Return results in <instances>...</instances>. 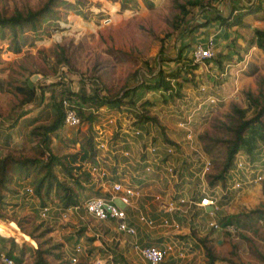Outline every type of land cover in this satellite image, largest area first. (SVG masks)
Returning a JSON list of instances; mask_svg holds the SVG:
<instances>
[{"label": "rangeland", "instance_id": "1", "mask_svg": "<svg viewBox=\"0 0 264 264\" xmlns=\"http://www.w3.org/2000/svg\"><path fill=\"white\" fill-rule=\"evenodd\" d=\"M45 1L0 0V13L11 14L15 7L25 5L39 8ZM66 1L68 4H62L58 8L56 18L44 23L35 43L24 46L20 52L16 53L11 50L10 41L0 35V79H6L3 80L4 84L0 88V116L5 119L0 122V126L3 125L2 129L9 130L12 124L16 123H13L14 117L20 119L24 114H29L20 122L18 119L19 123L15 125L14 133H20V140H18L20 146H16L18 144L13 138L10 142L12 148L27 157L46 159L47 154L41 146L39 137L32 136L30 132L37 125L52 122L54 114L52 116L51 112L54 98L60 101L62 95L67 96L69 92H72L71 95L78 99L79 110L85 123L76 128L63 125L52 133L51 150L60 157L76 155L81 147L79 142L86 143L93 135L97 124L108 131L115 130V127L119 125V122L116 125L106 124L107 113H93L88 107L94 106L97 111L101 106L91 102L83 105L81 94L93 95L96 92L100 97L118 98L130 89H137L131 93V99L138 101L124 103L118 107L107 106L127 112L128 117L131 114L135 115L137 123H145L148 130H153L159 140L186 145L183 132L177 126L175 116L179 105L177 99L187 96L189 88L202 82L195 74H188L190 69L188 63L191 62L192 50L202 42L200 41V30L196 24L203 16L205 18L207 8H215L216 0ZM188 1H202V4L193 7L188 4ZM182 5L187 6L189 14L183 13ZM191 47L193 49L190 51ZM184 48L187 51L183 55L187 59L177 61L181 49ZM185 63L188 64V68H184ZM63 65L67 70L60 74ZM160 67H163L167 73L173 69H179L181 72L178 78H168L172 88L176 89L173 93L171 92L169 99L161 96L160 91L147 90L144 86L151 83L152 77L158 73ZM256 77L257 82L254 78L255 90H252V82L249 86L242 84L236 96L229 102L223 103L207 121H201L203 122L202 127L196 138L203 149L206 143L227 137L229 127L236 115V107L244 110L246 118L253 117L257 106L250 99V95L259 98L264 90L263 86L261 88L257 86L258 83H262L264 76L256 75ZM209 81L213 83L215 92L221 90L223 84L231 86L214 76ZM180 84L183 87L180 88ZM27 85L36 87L37 90L39 85L45 87L46 101L41 107L38 106L40 105L38 100L32 102V110L30 106L28 109L19 107L24 93L18 90V87ZM140 94L143 97L138 99ZM24 132L28 134L26 137H22ZM1 144L3 146L2 141ZM220 153L221 150L216 148L214 155L218 156ZM211 155L208 153L213 161L214 158ZM111 170L114 171L113 168ZM76 171L74 170L73 173L83 177L81 178L83 188L80 192L82 196L91 197L103 194L102 188L95 190L96 185L94 187L89 185L93 181L86 169ZM56 172L61 180L71 181L61 168H56ZM38 175L39 172L35 170L28 178L34 184ZM84 177L89 179L85 180ZM22 178L23 182L26 177ZM194 183L197 187L198 182L194 180ZM22 185L18 186L21 188ZM256 193H259L258 196L255 195L256 200L259 199L257 202L246 203L244 200L241 202L242 196L240 202L234 204L232 209H224L218 213L217 217L215 216L218 221L231 220L239 228L236 234L225 232L215 234L214 231H211V234L208 233L211 237L213 235L208 245L220 258L216 264H264V182L263 189ZM80 202H82L81 199ZM3 213L4 218L0 217V256L8 253L13 247L12 241L20 245L38 246L32 236L30 237L33 240L27 239V236L23 235L24 232H18L10 224L13 222L19 227L15 221L18 220L28 231H33L34 226L40 223L44 224L41 231L44 228L50 229L51 234L48 236H52L58 243L63 244L65 264L70 263L67 260L64 240L72 246L73 241L68 240L74 238L72 235L78 236V240L85 246V255L82 256L79 264H92L97 256L108 258L111 253L113 259L122 264H144L140 251H136L134 245L130 244L133 247L131 253L128 251L125 254L124 252L126 240H134L133 236L118 232L112 221L96 220L84 209L80 210L84 216L83 220H78V215H73L67 222H64L65 224L53 223L54 226L44 222L38 216L37 210L25 207L24 202L18 198L5 202ZM199 214L193 211L190 221L188 217H184L183 225L188 227V221L191 223L196 216L201 219L202 216ZM202 225L200 224L198 230H192L190 235L183 236L182 233H176V236L191 237L190 241L194 244V254L182 264H206L208 261L207 249L202 247V240L206 239L205 234L201 233ZM62 228H69L71 231L64 232ZM149 244L156 243L147 241L141 246L145 247ZM27 256V258L31 257L30 252ZM51 261L53 264L62 262L61 260L59 263L54 257ZM0 264H2L1 260Z\"/></svg>", "mask_w": 264, "mask_h": 264}, {"label": "built area", "instance_id": "2", "mask_svg": "<svg viewBox=\"0 0 264 264\" xmlns=\"http://www.w3.org/2000/svg\"><path fill=\"white\" fill-rule=\"evenodd\" d=\"M191 55L194 64H208V60L213 61L216 58V40L211 37L206 45L199 44L192 50ZM65 70L67 69L63 65L60 74ZM228 73L225 69L215 72L214 76L220 79L227 77ZM194 89H196L194 95L188 93L184 98L177 99L179 105L175 116L186 145L157 139L153 130H148L149 128L142 124L138 125L137 117L133 114L128 117V113L123 110H116L107 105L101 106L97 111L94 106L88 107L95 114L107 113L106 124L116 125L119 122L115 130L111 128L113 131H108L97 124L92 136L94 147L99 154L95 156L94 161H83L78 164L81 166L80 170L86 169L93 182L96 180L98 185L108 187L105 194L91 196L77 205L65 207L58 201H42L36 194L31 180L26 177L16 193L6 194L5 202L18 198L26 206L37 210L38 216L50 225L56 221L62 225L81 209H85L98 221L116 222L118 232L136 236L137 227L128 220L127 206L142 194V183L168 178L178 182L180 189L175 190L173 195L167 194L168 199H165L163 192L153 196L163 216L155 219L142 213L139 216L141 223L152 228L168 227L178 231L182 225L175 214L189 218L193 211L196 213L202 211L211 217L207 221L210 229L236 234L239 228L234 222L227 219L224 222L218 221L215 216L220 211L231 208L234 200L244 189L264 182V142L259 140L252 153L241 149L225 179L211 184L208 175L214 164L196 136L202 123L231 97L221 90L215 92L213 85L204 82L199 83ZM175 90L162 88L157 91L169 99L171 92ZM60 101L64 110V125L70 128L83 126L85 119L80 113L77 97L62 95ZM116 133L120 135L119 139L115 137ZM134 145L138 147L133 149ZM178 158L183 160L181 164L178 163ZM111 166L118 168V171L114 173ZM130 168L133 169V178L142 183L135 184L128 177L127 170L131 171ZM183 179L188 186L182 182ZM194 180L198 182L197 187ZM116 199H120L126 207H120ZM207 207H213V210L208 211ZM135 246L148 264H182L194 254V244L176 234L160 244ZM84 251V244L78 241L66 255L68 262L79 264ZM1 259L5 264H16L15 260L6 254H1ZM92 264L122 263L116 262L112 256L108 258L97 256Z\"/></svg>", "mask_w": 264, "mask_h": 264}, {"label": "trees", "instance_id": "3", "mask_svg": "<svg viewBox=\"0 0 264 264\" xmlns=\"http://www.w3.org/2000/svg\"><path fill=\"white\" fill-rule=\"evenodd\" d=\"M62 4L66 5L68 2L66 0H46L39 8L25 5L22 7H15L11 14L0 13L1 37L10 41L11 50L16 53L20 52L24 46H27L32 42L33 44L35 43L44 23L49 19L57 17L59 12L58 8L61 7ZM188 4L196 7L197 5L202 4V1H188ZM181 7L184 14H189L190 11L186 9V5H182ZM239 19L240 18H236L234 21L237 22ZM215 20H221L225 23L227 22V24L235 23L234 21L230 22L229 18L222 17L221 15L210 16L208 18V23ZM196 26L199 27L200 24L197 23ZM257 33L264 36L263 31L258 30ZM260 46L264 49L263 42L260 43ZM184 51L185 48L181 49L180 55L178 59H176L177 61L187 59L183 55ZM218 63L220 65L222 64L221 61ZM185 66H188V64L185 63ZM196 66L197 65L194 64V67ZM180 75L181 72L179 69H173V71L167 73L163 67H160L158 73L152 77L151 83L144 86L147 90H159L162 88L170 89L172 88V85L170 84V81H168V78L175 79ZM18 90L24 93L20 103H32L37 100L40 105L44 103L46 96V89L44 86L39 85L37 90L36 87L27 85L18 87ZM136 90H127L118 98L100 97L96 92L93 95L82 93L80 97L83 102L82 104L91 102L99 107L103 105L118 107L124 103L127 104L138 101L131 99V93ZM71 94L72 92H69V95ZM140 95L138 99L143 97L142 94ZM250 96V99L257 106V111L253 117L246 118L244 110L236 107V115L233 118L232 125L229 127L227 137L213 140V142L206 143L204 146L207 153L212 154L211 156L214 158V169H212L211 173L208 175L211 184H215L216 182L225 179L228 171L234 164L237 153L241 149H245L252 153L259 140L264 142V90L259 98L254 97L252 94ZM53 108L54 116L52 122L50 124L37 125L30 132L32 136H36V138L39 137L41 146L47 154L46 159H41L40 157H27L22 153H18L12 148L10 143L13 139V134L8 132L7 128L2 129L1 127L3 125L0 126V138L3 142V146L0 147V217L4 218L3 212L5 211L6 194L8 192H15L13 189L15 178L23 176L28 177L35 170L39 172V175L38 177L36 176L34 182L35 185L32 184L35 187L36 194L42 199V201H58L65 207L77 205L80 202V192L83 188L81 178L83 177L81 175L78 176L73 172L74 170H80L81 166L76 165V163L83 157L81 156V153L60 157L52 152L51 135L64 125V110L62 102L54 98ZM18 119L19 117H16V123L12 124V126H15L18 123ZM28 124L31 125L32 123ZM83 145L88 147L92 152H95L93 136H91ZM216 148L221 150V153L218 156L214 155ZM56 168L64 170L66 177L70 178L72 182H68L66 179L61 180L56 172ZM84 179L88 180L89 178L84 177ZM15 221L21 229L13 222L10 224L13 225L18 232H24L23 235L27 236V239L33 240L30 237L32 236L37 241L38 246L20 245L16 241H12L13 247H11L8 253H6L7 256L13 258L17 264H53L51 261L52 257L57 259L59 263L62 260L60 264L66 263L63 259V244L60 242L58 243L52 236H48V234H51L50 229L44 228L41 231L44 227L43 223L34 226L33 231H28L21 221ZM202 241L208 254V261L206 264H216L220 258L215 255L211 246L208 245L210 242L209 239L206 238ZM29 252L31 257L27 258Z\"/></svg>", "mask_w": 264, "mask_h": 264}, {"label": "crops", "instance_id": "4", "mask_svg": "<svg viewBox=\"0 0 264 264\" xmlns=\"http://www.w3.org/2000/svg\"><path fill=\"white\" fill-rule=\"evenodd\" d=\"M214 6L215 8L213 7L207 8L208 9L207 13L204 14L205 18L203 16L201 20H198V23L200 24L199 26V30H200L199 32H200V37H201L200 41H202L201 43H203V45H206L208 40L211 37H213L216 40V46H217L216 58L213 61L208 60L209 61L208 64L198 63L196 64L197 65L196 67H194V63L191 58V62L188 63L190 67V69L188 70V74H195L197 79L202 80L201 83L204 82L211 86L213 85V83H211L209 79H211V77L215 75V72L227 69L229 72L227 77H222L220 79L217 78L218 80L224 81L223 83L231 84V86H228L225 84L221 85V88H222L221 91L224 92L225 94H228L231 97L226 101L227 103L230 101V99H232L234 96L237 95L239 88L243 86L242 84L245 83L249 86L250 83L252 82L253 83V84L251 83L252 90H255L256 84L254 82V78L256 80L257 78L256 75L264 76V67H263L264 66V49L260 46L261 42L264 43L263 41L264 36L257 33L258 30L264 32V0H216V3L214 4ZM213 15H221L222 17H227L229 18L230 22L234 21V19L236 18H240V19L237 22L234 21L235 23L233 24H227V22L225 23L224 21H221V20H215V21H211L208 23V18ZM192 49L193 48L191 47L190 51ZM186 51H184L185 52L184 54H186ZM219 61H221L222 63L221 65L218 63ZM184 68H188V66H185ZM244 75L246 78L244 77ZM3 80H6V79H0V88L4 84ZM238 82H239V85H238ZM197 85L192 86L191 88L188 89L189 94H193V95L195 94L196 89L194 88L197 87ZM257 86L258 88H261V86H263L264 88V79L262 83L261 82L258 83ZM181 87H183V85H181L180 88ZM45 101L46 100L44 99V102ZM20 104L21 105L19 107H22L23 109H25L26 107L28 109L29 106L31 107V110L33 109L31 102L20 103ZM38 106L41 107L42 105H38ZM52 107H53V100H52ZM52 109L53 111L51 112V115L53 116L54 108ZM27 116H29V114H26V115L24 114L23 117L19 119V122L21 121L22 118H25ZM11 117H13V115ZM4 120L5 119L2 116H0V122ZM12 120L14 123L16 121V117H14ZM137 124L138 125L142 124L143 126H146L145 123H140V124L137 123ZM14 130H16V126H12V128H10L8 131L13 134V138H15V141L18 144L16 146H20V143L18 141L20 140V137H19L20 133L18 134L14 133ZM22 134H23L22 137L23 136L26 137L27 133L24 132ZM115 135H116L115 137L119 139L120 135L118 133H116ZM1 141L2 139L0 138V147L2 146ZM79 143L81 145L79 153H81V156L83 158L79 160L76 163V165L81 164L83 161H89V160L94 161L95 156L99 154L98 150L94 147L95 152H92L88 147H85L83 144H81V142ZM137 147L138 145H134L133 149H136ZM177 161L179 164H181L183 160L181 158H178ZM113 169H114V173L118 171V168L116 167L115 168L113 167ZM130 169L131 171L127 170L128 177L133 181V183L135 184L142 183V181L133 178V174H132L133 169L132 168ZM22 179H23L22 177L15 178L14 183H13V189L15 190V192L20 189V186L18 185L22 184V181H21ZM182 182H184L187 185L184 179ZM185 184H183V186H185ZM89 185L93 187L96 185L95 190L102 188L101 192L102 193L104 192L103 194H105V191L108 189V187L98 185L95 182H91L89 183ZM142 185H143L142 194L139 197L134 198L133 202L129 206H127L128 220L130 221L132 225L137 227L138 233L136 236H133L134 240H131V239L126 240L128 245L126 244L124 247V245L122 244L123 247L125 248L124 250L125 254H127L128 251L129 253L133 251V247L130 244L134 245V248L137 251L136 246H135L136 244L141 246L142 243H145L147 241H150L151 243L160 244L176 233H182L183 236H185V234L190 235L192 230H198V228L200 227V224H203L202 225L203 229L201 230V233H204L205 238H208L210 242L212 240L213 235L211 237L208 235V233L211 234V231H214L215 234L222 233L221 231L212 230L207 226V223H208L207 221H209L211 217L210 215L203 213L202 211L197 212V213H200L199 216H202L201 219H199L196 216L194 217V220L191 223H189L192 216L188 218L189 220L187 223L188 227H185L183 225V222L185 220L183 215L180 216V214L178 213L175 214L174 216L178 220L181 221V225H182L178 231L177 229H172L168 227L152 228L147 225H144L139 220V216L142 213L146 214L149 217L155 218V219H159L163 216V213H161L159 206L157 202L155 201V199L153 198V196L157 195L158 193L163 192L165 193L164 194L165 199H168L167 194L173 195L175 190L180 189L181 186L178 182H175L174 180H171L168 178L160 179L157 182H151L147 184L142 183ZM261 189H263V183L254 185L250 188H246L240 193V195L234 200L233 203L237 204L238 202H240V199L242 196L243 198L241 202L243 200L246 203H250L254 201L257 202L259 199L256 200V197L259 195V193H256V192H259V190ZM15 192H12V193H15ZM88 197L89 195L82 196V194L80 193V199L82 200V202L88 199ZM25 207L29 208L28 206H26V204H25ZM229 209H232V208H229ZM76 215H78L77 216L78 220L84 219V216H82L80 212ZM217 216L218 214L216 215V217ZM112 222H113L115 229L117 230L116 222L114 221ZM56 223H58V225H61L58 221H56L54 224ZM62 229L64 230V232L71 231L69 228H62ZM56 230L57 229H55V231ZM109 235H112V234H109ZM72 236L74 238L68 239V240L73 241L72 246H69V244L64 240V243L66 244V248H67L66 254H69V252L73 249L75 244L79 241L78 236H75V235H72ZM179 236L182 239H185L188 241L191 240V237H182L181 235ZM202 247L204 249V245H202ZM83 255H85V253ZM109 256H113V254L111 253V255ZM0 260L2 261L1 256H0ZM2 264H5V263H3L2 261ZM144 264H148V263L144 261Z\"/></svg>", "mask_w": 264, "mask_h": 264}, {"label": "water", "instance_id": "5", "mask_svg": "<svg viewBox=\"0 0 264 264\" xmlns=\"http://www.w3.org/2000/svg\"><path fill=\"white\" fill-rule=\"evenodd\" d=\"M116 203H117L120 207H122V208H125V207H126L125 203H123L120 199H116ZM207 210H208V211H212V210H213V207H207Z\"/></svg>", "mask_w": 264, "mask_h": 264}]
</instances>
